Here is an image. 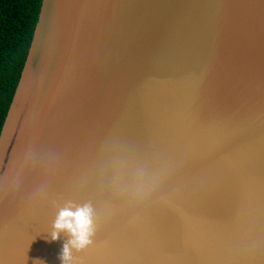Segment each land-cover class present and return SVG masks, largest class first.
I'll list each match as a JSON object with an SVG mask.
<instances>
[{"label":"water","instance_id":"obj_1","mask_svg":"<svg viewBox=\"0 0 264 264\" xmlns=\"http://www.w3.org/2000/svg\"><path fill=\"white\" fill-rule=\"evenodd\" d=\"M264 264V0H42L0 130V264Z\"/></svg>","mask_w":264,"mask_h":264},{"label":"trees","instance_id":"obj_2","mask_svg":"<svg viewBox=\"0 0 264 264\" xmlns=\"http://www.w3.org/2000/svg\"><path fill=\"white\" fill-rule=\"evenodd\" d=\"M42 0H0V130L24 67Z\"/></svg>","mask_w":264,"mask_h":264},{"label":"clouds","instance_id":"obj_3","mask_svg":"<svg viewBox=\"0 0 264 264\" xmlns=\"http://www.w3.org/2000/svg\"><path fill=\"white\" fill-rule=\"evenodd\" d=\"M51 240L57 241L61 233H66L70 239L63 244L60 254L61 264H72V250L82 251L93 243L97 231L94 220V209L90 203L75 205L68 202L61 208L53 222Z\"/></svg>","mask_w":264,"mask_h":264}]
</instances>
